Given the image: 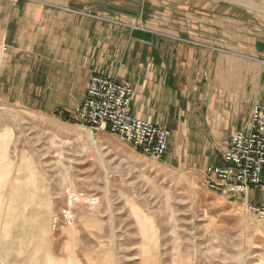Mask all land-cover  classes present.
<instances>
[{"label":"crops","instance_id":"crops-1","mask_svg":"<svg viewBox=\"0 0 264 264\" xmlns=\"http://www.w3.org/2000/svg\"><path fill=\"white\" fill-rule=\"evenodd\" d=\"M96 75L129 85L133 117L172 133L167 163L201 171L264 105V0H0L1 103L73 117ZM13 204L0 264H42L41 214Z\"/></svg>","mask_w":264,"mask_h":264},{"label":"rangeland","instance_id":"rangeland-1","mask_svg":"<svg viewBox=\"0 0 264 264\" xmlns=\"http://www.w3.org/2000/svg\"><path fill=\"white\" fill-rule=\"evenodd\" d=\"M75 113L0 102V213L23 208L13 204L21 198L39 211L42 264H55L44 259L48 245L71 264H264V229L249 210L264 209L262 192L230 198L206 185V168L227 167L232 139L201 171L185 169L166 162L170 144L156 160L110 132L92 134Z\"/></svg>","mask_w":264,"mask_h":264},{"label":"built area","instance_id":"built-area-1","mask_svg":"<svg viewBox=\"0 0 264 264\" xmlns=\"http://www.w3.org/2000/svg\"><path fill=\"white\" fill-rule=\"evenodd\" d=\"M133 89L102 76L91 79L84 103L76 110V119L88 126L92 134L110 132L119 136L143 154L161 160L170 144V132L131 114ZM247 132H237L225 153L227 167H208L206 185L214 191L236 198L249 190L264 196V106L256 105ZM83 194L70 195V207L79 203ZM264 229V209L249 207ZM70 213V212H69ZM72 220L73 216L65 215Z\"/></svg>","mask_w":264,"mask_h":264},{"label":"trees","instance_id":"trees-1","mask_svg":"<svg viewBox=\"0 0 264 264\" xmlns=\"http://www.w3.org/2000/svg\"><path fill=\"white\" fill-rule=\"evenodd\" d=\"M64 118H65V117H64ZM65 120H67V121H68V120H69V119H68V117H66V118H65Z\"/></svg>","mask_w":264,"mask_h":264}]
</instances>
